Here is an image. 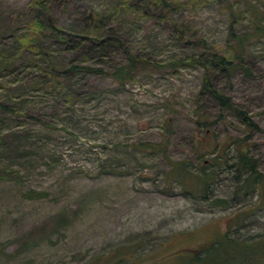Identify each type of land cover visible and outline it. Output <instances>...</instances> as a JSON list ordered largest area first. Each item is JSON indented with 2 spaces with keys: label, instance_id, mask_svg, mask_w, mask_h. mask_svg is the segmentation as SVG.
I'll return each mask as SVG.
<instances>
[{
  "label": "rangeland",
  "instance_id": "374dc122",
  "mask_svg": "<svg viewBox=\"0 0 264 264\" xmlns=\"http://www.w3.org/2000/svg\"><path fill=\"white\" fill-rule=\"evenodd\" d=\"M248 1L259 11L260 30L237 46L241 57L229 76L207 71L211 86L250 116V126L207 93L197 95L201 65H168L231 50L227 4L243 11L232 34L254 28L244 0H167L162 8L147 0H127L125 8L119 0H45L44 8L0 0V102L9 108L0 111V264H88L139 238L137 264H171L174 250L217 239L234 209L255 202L236 234L264 231V201L255 190L239 192L236 172L218 169L208 191V199L224 197L226 206L168 178L170 161L194 171L212 159L204 152L213 137L244 139L264 174V0ZM95 14L98 35L115 36L101 55L89 50ZM35 17L66 32L59 39L42 28L38 54L20 39ZM122 48L160 65L138 68L120 84L110 69L124 61Z\"/></svg>",
  "mask_w": 264,
  "mask_h": 264
},
{
  "label": "trees",
  "instance_id": "16d2710c",
  "mask_svg": "<svg viewBox=\"0 0 264 264\" xmlns=\"http://www.w3.org/2000/svg\"><path fill=\"white\" fill-rule=\"evenodd\" d=\"M149 3L158 5L160 8L166 6L167 0H147ZM32 5L39 8L45 7V0H31ZM127 0H119L118 7L125 8ZM245 8L248 9L247 20L254 24V28L248 34H232L231 25L237 22L241 13L234 9L233 4H227V13L229 18V25L227 28L228 34H231L235 40V46L226 53H221L213 50H208L206 55L197 54L190 55L184 60H176L168 65H180V64H198L202 67V80L200 87L198 89V94L207 93L210 95L217 103L218 107L222 110L226 109L237 117L244 126H250L252 124L250 116L246 114L245 111L238 108L231 100L220 92L218 89L211 86L208 77L207 68L216 67L220 71H223L225 75L229 76L231 71V65L233 62L239 60L241 57L240 50L237 48L238 45L242 44L245 39L252 36L253 33H257L260 30L259 18L260 14L255 6V4L250 3L248 0H244ZM162 6V7H161ZM117 12V10H116ZM101 20L98 16H93V21H89V26H93L90 29V37L92 43L90 44V52L94 54L100 51H106L108 45H111L115 41V36L106 35L99 36L102 28ZM44 27H51L54 32L57 33L59 39L62 38L63 34L66 32L59 29L48 21L42 22L37 17L33 18L30 23V31L21 37L22 43H25L27 48H29L34 53L38 54L42 50V37L41 29ZM64 37V36H63ZM79 38L82 41L89 38L84 34H80ZM20 41V42H21ZM23 44V45H25ZM32 44L31 46H28ZM95 51V52H94ZM122 53L124 61L113 65L110 69V75L120 84H123L128 79L133 78V74L138 68H155L160 64L155 62H150L149 59L143 58L140 55H135L133 52L122 48ZM3 50H0V66L5 62V55H3ZM48 66L55 71L53 66L49 63ZM83 68H88L83 66ZM67 69H61L59 72L65 73ZM9 111L6 104L0 102V111ZM195 112L198 111L196 108ZM196 125H200L202 122L199 120L195 121ZM204 127L205 124H202ZM210 132L209 129H204L203 134ZM213 146L209 149V152H204V154L212 153L213 158L203 160L199 164L198 168L194 171L189 170L186 167L184 161L173 160L170 161V170L168 172V178L173 179L182 187V190L191 194L192 196H197L204 200H209L212 205L226 206V199L224 197L214 196L208 199L209 189L211 181L213 179L214 173L220 169L227 172H236V178H240L239 184H236L239 192L243 194L248 193V191L255 190L258 194L260 202L264 201V174H261L256 168V160L247 152V146H245L244 139H222L216 140L215 137L212 138ZM164 152V149H159V151ZM232 152V156H228ZM200 154V153H199ZM232 158L233 161L228 163V160ZM207 166L209 168L207 169ZM257 206V203H251L250 205L243 206L239 209H234L231 212L230 219L228 222L227 230L218 236L217 239L210 242L202 243L199 246L193 247H182L174 250L173 256L170 255L171 264H264V231L259 234L256 238H249L246 236H239L236 234V230L242 223L244 217L252 212ZM232 229L233 234H229V229ZM141 238L134 240L132 243H126L125 247L129 248L128 253L126 250L122 249V244L117 246L104 254L97 253L92 259L88 261V264H118L121 260H128L129 264H137L136 258L142 256L138 249L140 248ZM162 244V243H160ZM178 250H184L185 252L181 255H175L174 253ZM131 257H134L130 259Z\"/></svg>",
  "mask_w": 264,
  "mask_h": 264
}]
</instances>
